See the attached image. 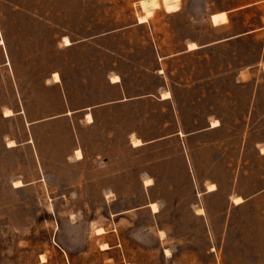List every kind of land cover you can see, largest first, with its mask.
<instances>
[{
    "label": "rangeland",
    "instance_id": "1",
    "mask_svg": "<svg viewBox=\"0 0 264 264\" xmlns=\"http://www.w3.org/2000/svg\"><path fill=\"white\" fill-rule=\"evenodd\" d=\"M255 1L0 0V264H264Z\"/></svg>",
    "mask_w": 264,
    "mask_h": 264
},
{
    "label": "crops",
    "instance_id": "2",
    "mask_svg": "<svg viewBox=\"0 0 264 264\" xmlns=\"http://www.w3.org/2000/svg\"><path fill=\"white\" fill-rule=\"evenodd\" d=\"M262 3H264V0H258V1H255L254 3H252V4H247V5L243 6V7L241 6V7H236L234 9L215 11V12L211 13L210 15H208V19L210 20L211 24L214 27L223 28V27H225L226 25H229L232 22V14L233 13H237V12L243 10V9H248V8H250L252 6H257V5L262 4ZM219 15H224L225 16V21H221V22H218L217 24H215L213 22V17L214 16H219ZM138 23H139V25H143L144 24V23H140V22H138ZM263 30H264V22H263V24L261 26L255 28V29L243 31V32H240V33H236L234 35H231V36L225 38L222 41H232V40L239 39V38H242V37H245V36H248V35H252L254 33H257L258 31H263ZM64 39H63V41H64ZM219 42H211V43H207V44H203V45H197L196 43L192 42L193 44L196 45L197 48L193 49V50H190L189 49V45L192 44V43H189L187 49H185L184 52H191V51L200 50V49H203L205 47L214 45L215 43H219ZM72 46H73V43L71 42L70 46H65V47H72ZM55 75H58V77H59L58 81L55 80V78H54ZM114 78H117V80H114ZM51 79H52V82H53L54 85H60L65 90L64 87H66V80H65V78L63 77V75H62V73L60 71L53 72L52 75H51ZM104 79H105V82H106L108 87H112L113 89L117 90L118 96H117L116 99H114L112 101L105 102V103L100 104V105L87 106V107H84V108L79 109V110L68 111L67 115L80 113V112H85V114H84L85 121L88 124H93L94 123V118H93V114L94 113H93L92 110H94L95 108L104 107V106H108V107L109 106H112V107H119V106L120 107H125V106H128L132 101L139 100V99L142 98L141 96H127L126 90L124 89V86H123V79L124 78L120 74L107 76ZM88 84L89 83H88L87 79L85 78L82 81V85H88ZM165 93H169L170 97L168 99H163V97H162L161 100L162 101L170 100L172 98L171 92L170 91H166ZM89 115L91 116V120L90 121L88 120V116ZM138 140H140V139H138ZM143 144L144 143L142 142V145ZM132 145H133V142H132ZM142 145H140V146H142ZM137 147H139V146H137ZM82 159H83V156H82Z\"/></svg>",
    "mask_w": 264,
    "mask_h": 264
},
{
    "label": "bare ground",
    "instance_id": "3",
    "mask_svg": "<svg viewBox=\"0 0 264 264\" xmlns=\"http://www.w3.org/2000/svg\"><path fill=\"white\" fill-rule=\"evenodd\" d=\"M145 22H147V18L146 17H141L140 18V23H145ZM63 43H64V46H70L71 45V42L67 38L64 39ZM196 48H197L196 45L193 44V43L189 45V49L190 50H193V49H196ZM54 78H55L56 81L59 80L58 75H55ZM114 80H117V78H114ZM169 97H170L169 93H165L164 94V99H168ZM88 120L89 121L91 120V116L90 115L88 116ZM217 126H218V121H214L213 122V127H217ZM140 145H142V142L140 140L136 139V140L133 141V146L137 147V146H140ZM263 154H264V149H263ZM76 157H77V159H81L82 158V153L79 150L76 152ZM146 182H147V184L151 185L150 184V182H151L150 180H148ZM16 184H17V186H21L22 185L21 182H17ZM211 188H212V190H214V185H211ZM242 202H243V200L240 197L235 199V204L236 205L240 204ZM150 208L153 210V212H155V213L158 212V206L155 203H151L150 204ZM200 211L202 213V210H200ZM98 233L99 234H103L104 230L103 229H99ZM104 248H107V247H104Z\"/></svg>",
    "mask_w": 264,
    "mask_h": 264
}]
</instances>
